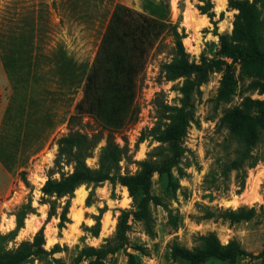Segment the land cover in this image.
Instances as JSON below:
<instances>
[{
	"label": "rangeland",
	"instance_id": "1",
	"mask_svg": "<svg viewBox=\"0 0 264 264\" xmlns=\"http://www.w3.org/2000/svg\"><path fill=\"white\" fill-rule=\"evenodd\" d=\"M211 1L216 25L200 13L199 0H169L170 16L186 35L190 61L225 60L232 66V94L220 96L227 73L222 65L193 86L186 100L188 78L165 81L160 73L172 58L171 39L165 38L138 77L130 119L114 134L130 158L121 161V172L132 175L161 145L151 132L165 105L187 104L193 116L178 166L152 177L151 194L157 201L150 203L153 222L148 233L133 215L136 207L127 187L118 182L80 186L70 198L64 226L59 216H49L48 198L42 193L49 178L73 171L70 165L55 163L59 139L71 132L99 140L86 160L90 168L99 167L108 130L94 116L70 117L83 97L116 6L141 11V0H0V46L8 56V76L0 73V252L32 241L43 227L46 249L61 250L27 264H93L96 257L85 253L88 248L106 255L103 264H188L174 255V248L194 250L201 247L203 236L215 233L222 245L235 242L245 252L235 264H264V134L255 145L244 147L222 123L227 111L243 109L247 99L264 100V67L221 54L222 36L233 43L239 10L230 0ZM248 2L258 16V44L264 51V0ZM189 78L198 80L195 74ZM142 135L145 140L140 142ZM235 161L241 169L234 168ZM252 161L255 165L249 167ZM239 208L253 210L251 217H227ZM204 264L228 262L212 259Z\"/></svg>",
	"mask_w": 264,
	"mask_h": 264
},
{
	"label": "trees",
	"instance_id": "2",
	"mask_svg": "<svg viewBox=\"0 0 264 264\" xmlns=\"http://www.w3.org/2000/svg\"><path fill=\"white\" fill-rule=\"evenodd\" d=\"M199 2L202 3L198 6L200 13L207 15L216 25L212 1ZM229 3L239 10V14L234 22L231 37L233 43L227 37H221V54L233 62L241 60L244 64L264 67V51L258 44L259 23L254 6L250 5L248 0H230ZM141 5V11L124 5L116 6L87 74L83 97L76 104L75 115L70 117L71 121L84 114L94 116L103 123L104 129L108 130L106 145L99 156V167L92 169L86 163L97 146L98 139L80 132H71L58 141L55 163L57 166L61 163L70 165L73 171L62 174L60 179L49 178L42 188V193L48 198L46 203L49 204V216H59L60 226L69 221L70 198L80 186L110 181L127 187L136 207L134 217L143 222L148 233L152 232L150 203L157 201L151 194L152 177L156 172L170 174L172 169L178 166L184 155L183 141L193 116L185 108L187 104L183 107L165 105L159 124L151 132L152 138L161 145L154 149L152 160L138 163L140 170L132 175L121 172V161L130 158L128 149L116 142L114 134L130 119L138 77L145 69L149 54L153 50H160L165 38L171 39L172 58L162 64L160 73L165 81L188 78L184 91L186 100L193 86L204 83L209 71L222 65H226L227 73L222 82L220 96L227 98L232 94V66L225 60H203L200 64L190 61L183 43L186 35L180 30L179 23H174L171 19L169 0H141ZM5 62L8 65L7 55ZM194 74L198 76L196 83L189 78ZM260 91L264 93V84H260ZM222 123L230 128V134L236 143L248 148L255 145L261 133L264 134V100L247 99L243 109L227 111ZM144 140L142 135L140 142ZM253 165L255 161L250 162L249 167ZM234 168L242 167L235 161ZM65 197L68 200L62 204L60 201ZM252 211L239 208L237 211L228 212L227 217L232 221H240L250 218ZM21 225L19 221L18 227ZM120 225L121 223L119 227ZM201 240V247L194 250L176 246L174 255L188 264H204L212 259L235 264L236 259L245 254L235 242L222 245L215 233H209ZM45 244L42 227L32 241H24L13 250L0 252V264H27L33 259L46 258L61 250L59 246H55L49 252ZM85 253L96 257L93 264H103L101 260L106 256L94 248H88Z\"/></svg>",
	"mask_w": 264,
	"mask_h": 264
},
{
	"label": "crops",
	"instance_id": "3",
	"mask_svg": "<svg viewBox=\"0 0 264 264\" xmlns=\"http://www.w3.org/2000/svg\"><path fill=\"white\" fill-rule=\"evenodd\" d=\"M6 55V51H4L0 46V73L2 74L3 72L8 76L7 64L5 62Z\"/></svg>",
	"mask_w": 264,
	"mask_h": 264
},
{
	"label": "bare ground",
	"instance_id": "4",
	"mask_svg": "<svg viewBox=\"0 0 264 264\" xmlns=\"http://www.w3.org/2000/svg\"><path fill=\"white\" fill-rule=\"evenodd\" d=\"M82 195V193L81 192H79V196H81Z\"/></svg>",
	"mask_w": 264,
	"mask_h": 264
}]
</instances>
